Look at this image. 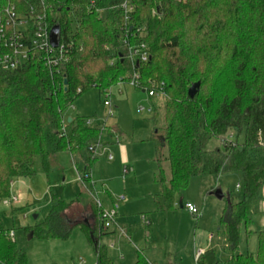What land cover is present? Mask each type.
<instances>
[{
  "label": "trees",
  "instance_id": "16d2710c",
  "mask_svg": "<svg viewBox=\"0 0 264 264\" xmlns=\"http://www.w3.org/2000/svg\"><path fill=\"white\" fill-rule=\"evenodd\" d=\"M123 1L48 0L51 26L59 24L62 42L73 43L70 60L53 67L35 53L17 69H0V199L9 195L16 177L49 174L64 157L81 161L83 187L76 198L66 201L51 191L49 214L29 231L68 239L78 228L96 264H113L100 242V208L85 185L103 126L88 125L79 114L68 121L64 112L88 89L111 88L121 78L129 82L137 71L140 88H159L164 99L163 130L154 138L157 211L181 207L195 176H212L214 193L221 175L239 171L241 195L238 200L223 195L219 218L232 251L227 263L264 264V228L255 231V255L237 252L242 237L253 233L264 189V0H131L136 6L131 25L142 28L150 55L135 67L119 39ZM5 7L0 0L1 18ZM198 81L199 90L190 97L188 90ZM159 117L155 108L153 118ZM4 228L0 214V264H26V253L5 237ZM143 261L140 252L138 263ZM197 264L220 263L208 248Z\"/></svg>",
  "mask_w": 264,
  "mask_h": 264
},
{
  "label": "rangeland",
  "instance_id": "374dc122",
  "mask_svg": "<svg viewBox=\"0 0 264 264\" xmlns=\"http://www.w3.org/2000/svg\"><path fill=\"white\" fill-rule=\"evenodd\" d=\"M132 78V77H131ZM130 81L129 78L126 81ZM124 81V80H123ZM111 105L106 106L103 89L92 87L70 106L66 118L81 115L92 119V125L103 126L99 152L85 184L107 209H115L118 231L102 236V243L114 264H137L141 248L155 250V258L163 264H197L199 249L212 248L220 264H228L232 251L224 227L219 222L223 195L229 193L238 200L241 195L242 174L226 172L215 185L212 176L191 178L184 192V200L199 206V215L191 214L180 206L167 212L157 211L153 195L160 186L154 181L157 171L156 145L158 129L164 125L161 96L150 97L148 92L129 82L117 83L110 89ZM155 108L160 117L154 119ZM112 109L113 114H109ZM152 109V111H149ZM106 142V143H105ZM166 148L163 149V153ZM168 172L167 165H164ZM81 161L64 157L61 166L49 174L40 172L33 178L16 177L9 187V195L0 199V211L7 228L16 231V246L26 253V264H75L80 260L94 264L92 247L75 228L68 239L29 237V228L43 222L51 207V191L66 201H73L81 187ZM20 195L21 201L13 206L3 203L5 198ZM37 215V217H35ZM116 226L112 225L110 230ZM264 228V189L260 212L254 216L253 233L242 237L237 252L256 254L258 236L255 231ZM128 232V236L123 234ZM214 234L210 241L209 235ZM153 256L146 251V264Z\"/></svg>",
  "mask_w": 264,
  "mask_h": 264
},
{
  "label": "built area",
  "instance_id": "2783aa9c",
  "mask_svg": "<svg viewBox=\"0 0 264 264\" xmlns=\"http://www.w3.org/2000/svg\"><path fill=\"white\" fill-rule=\"evenodd\" d=\"M7 7L4 9V15L0 17V69L14 70L28 61L35 53L39 54L48 66L58 67L70 60L74 46L71 42H62L57 47L51 44V26L49 22V11L52 5L48 0H5ZM94 3V2H92ZM125 24L121 27L119 34L120 42L126 48V58L135 67L141 62L149 59V48L147 43L142 40L143 31L139 26L131 25L132 16L136 10L135 4L131 0H124L121 4ZM5 17V19H3ZM133 40H139L133 42ZM82 47L78 51H82ZM114 61H111L113 64ZM121 78L119 83H123ZM129 83L140 88V77L137 71H134ZM111 88L103 89L105 93L104 104L110 106ZM150 97L162 96L161 90L153 88L148 91ZM149 111H152L150 109ZM109 114H113L112 109ZM87 124L92 125V119H87ZM90 149H93L92 146ZM80 180H81V175ZM238 187H240L238 185ZM95 197V196H94ZM96 203L100 208V218L104 229H109L112 225L119 226L117 223V212L115 209H107L102 201L95 197ZM20 202V196L5 198L3 203L7 206H13ZM193 215H199V208L190 201L183 204ZM1 214V211H0ZM2 215V214H1ZM3 234L12 241H16V231L14 228H7L5 224ZM124 233V232H123ZM0 231V235H1ZM213 238L210 235L209 239ZM204 249L196 252V261L203 255Z\"/></svg>",
  "mask_w": 264,
  "mask_h": 264
},
{
  "label": "crops",
  "instance_id": "0c3cea01",
  "mask_svg": "<svg viewBox=\"0 0 264 264\" xmlns=\"http://www.w3.org/2000/svg\"><path fill=\"white\" fill-rule=\"evenodd\" d=\"M106 143V142H105ZM155 145H156V143H155ZM156 162V161H155ZM157 164V163H156ZM154 175H155V173H154ZM205 178V177H204ZM154 181H155V179H154ZM81 185H82V183H81ZM86 185V184H85ZM88 187V186H87ZM82 188V187H81ZM81 188L79 189V191L81 190ZM159 191H160V188H159V190L155 193V194H157V193H159ZM79 193V192H78ZM154 194V195H155ZM154 195H153V199H154ZM20 196V195H19ZM20 201H21V197H20ZM187 201H190V202H193L194 204H196L197 206H199L197 203H195L194 201H192V200H184V203L185 202H187ZM155 202V201H154ZM181 208H184V206L183 207H181ZM223 208H224V205H222L221 206V208H220V211H218L219 212V215H221L222 214V211H223ZM119 224V223H118ZM121 224V223H120ZM120 224H119V226H120ZM121 226H123L126 230H127V227L126 226H124V224L122 225L121 224ZM111 228V227H110ZM110 228L109 229H104L103 228V235H105V234H107V233H115V232H117L118 231V229H117V226L115 227V228H113V229H111L110 230ZM124 235H126V236H128L129 234H128V232H126V233H123ZM102 235V236H103ZM210 235H213V238H214V234H210ZM209 235V236H210ZM102 236H101V238H100V242H101V244H103L102 243ZM213 238L211 239V240H213ZM103 245H105L106 247H107V249H108V246L106 245V244H103ZM146 251L147 252H150V254H151V256H153V258H152V262H156V263H160V264H162L161 262L162 261H164V260H162L161 262L160 261H158V260H156V258H155V250L154 249H152V248H150V247H148V246H146V247H144V248H141L139 251H137V256H138V261H139V253L141 252L142 254H143V256H144V261L143 262H141V263H138L137 262V264H146V260H145V258H146ZM198 251V250H197ZM108 254H109V252H108ZM109 256H110V254H109ZM111 257V256H110ZM112 258V257H111ZM95 259V258H94ZM75 264H87V261H85V260H83V258L80 260V263H75ZM94 264H96V260H94ZM114 264V263H113ZM164 264V263H163Z\"/></svg>",
  "mask_w": 264,
  "mask_h": 264
},
{
  "label": "water",
  "instance_id": "95a60500",
  "mask_svg": "<svg viewBox=\"0 0 264 264\" xmlns=\"http://www.w3.org/2000/svg\"><path fill=\"white\" fill-rule=\"evenodd\" d=\"M51 44L53 47H57L60 44V38H61V26L59 24H55L51 29ZM65 85H67V79L64 81ZM200 87V82H196L191 85V87L188 90V95L190 97H194L196 93L198 92ZM72 117L68 118V121H71ZM181 207H183V203L181 200ZM37 217V215H35ZM29 237H33V232L30 233Z\"/></svg>",
  "mask_w": 264,
  "mask_h": 264
}]
</instances>
